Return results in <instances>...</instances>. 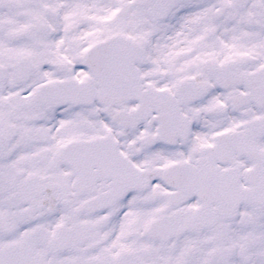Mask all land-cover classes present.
<instances>
[{
	"label": "snow or ice",
	"instance_id": "1",
	"mask_svg": "<svg viewBox=\"0 0 264 264\" xmlns=\"http://www.w3.org/2000/svg\"><path fill=\"white\" fill-rule=\"evenodd\" d=\"M0 264H264V0H0Z\"/></svg>",
	"mask_w": 264,
	"mask_h": 264
}]
</instances>
